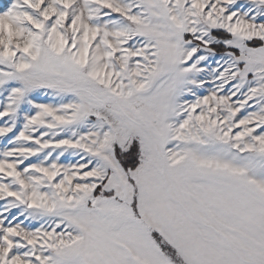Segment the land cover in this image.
<instances>
[{
	"label": "snow or ice",
	"instance_id": "snow-or-ice-1",
	"mask_svg": "<svg viewBox=\"0 0 264 264\" xmlns=\"http://www.w3.org/2000/svg\"><path fill=\"white\" fill-rule=\"evenodd\" d=\"M0 264H264V0H0Z\"/></svg>",
	"mask_w": 264,
	"mask_h": 264
}]
</instances>
